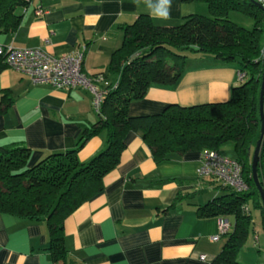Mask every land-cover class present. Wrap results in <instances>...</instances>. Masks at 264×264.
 Returning <instances> with one entry per match:
<instances>
[{"label":"crops","instance_id":"0c3cea01","mask_svg":"<svg viewBox=\"0 0 264 264\" xmlns=\"http://www.w3.org/2000/svg\"><path fill=\"white\" fill-rule=\"evenodd\" d=\"M158 9L166 10L167 17L158 15ZM202 9L183 0H168L166 5L161 0H31L20 11L18 30L1 36L0 46L43 48L55 56L83 51L84 73L107 75L111 56L123 43L124 28L139 16L171 27ZM193 58L197 63L187 60L177 86L151 87L144 99L130 104L128 114L157 115L172 105L228 102L232 90L241 86L240 65L203 55ZM4 93L12 102L0 113V147L25 146L31 150L30 167L74 150L83 130L99 120L93 95L82 88L33 86L28 77L7 68L0 73V102ZM105 138H91L79 151V161L87 163L102 151ZM126 145L119 166L103 180L104 191L66 219L65 264H211L226 238L211 240L218 235L219 217L199 216V207L221 195L213 182L198 178L203 152L156 163L141 136L129 134ZM234 155V145L227 143V159ZM260 222L253 223L237 257L241 264H264ZM49 245L46 222L0 214V264H54Z\"/></svg>","mask_w":264,"mask_h":264},{"label":"trees","instance_id":"16d2710c","mask_svg":"<svg viewBox=\"0 0 264 264\" xmlns=\"http://www.w3.org/2000/svg\"><path fill=\"white\" fill-rule=\"evenodd\" d=\"M31 0H0V37L15 33L23 21L20 11ZM151 1V0H138ZM204 4L208 15L193 14L178 26H158L147 15L124 28L121 47L110 60L106 76L109 86L96 124L85 128L76 148L53 154L30 167L31 150L21 144L0 147V214L30 222H46L48 251L54 264H65L64 223L82 205L104 191V178L120 164L127 136H141L153 160L161 163L191 152L216 151L234 145L235 158L248 186L245 192L217 186L220 196L199 207L200 217H232V231L225 237L221 253L211 264H241L237 257L253 226V205L264 212L260 193L252 178V159L261 134L260 96L264 74L261 45L264 10L251 0H183ZM232 13L255 22L246 30L230 20ZM188 53L209 56L222 63H238L247 80L232 90L226 103L184 108L168 106L162 113L130 116L131 103L144 99L151 87L177 86L186 69ZM7 69L0 57V73ZM12 100L4 93L0 113ZM105 134L102 151L89 162L78 153L93 137ZM257 173L264 190V141ZM169 210L165 211V213Z\"/></svg>","mask_w":264,"mask_h":264},{"label":"built area","instance_id":"2783aa9c","mask_svg":"<svg viewBox=\"0 0 264 264\" xmlns=\"http://www.w3.org/2000/svg\"><path fill=\"white\" fill-rule=\"evenodd\" d=\"M255 1L264 7V0ZM0 57H4L7 68L28 77L33 86H51L63 91L80 88L88 90L93 95L94 109L99 112L109 83L105 74L87 76L84 73L83 51L55 56L43 48L14 49L0 46ZM237 77L241 85L247 80L246 73L242 71H238ZM197 173L200 180H210L215 186L230 188L240 193L248 190L242 176L241 165L234 159L222 157L219 152L204 151ZM244 210L249 212V206H245ZM232 229L233 224L229 217H220L218 235L211 240L218 242ZM200 259L205 260V256H201Z\"/></svg>","mask_w":264,"mask_h":264},{"label":"rangeland","instance_id":"374dc122","mask_svg":"<svg viewBox=\"0 0 264 264\" xmlns=\"http://www.w3.org/2000/svg\"><path fill=\"white\" fill-rule=\"evenodd\" d=\"M201 6L204 9L200 10L199 14L208 15V9H207L206 5L201 4ZM230 20L233 23H235L236 25H238V26H240V27H242V28H244L246 30H249V31L253 30L254 27H255L254 20H252L248 16H245V15H242V14H239V13H232L230 15ZM263 29H264V22H263ZM261 45H262V48L264 49V30H263V33L261 34ZM187 56H188V59H190L189 60L190 65H194V64L197 63L196 61H194L193 57L194 56H198V54L188 53ZM219 154L222 157L227 158V143L220 147ZM233 157H235V155L232 156V158H230V159H233ZM251 215H252V218H253V223L255 222V220H258L259 222L262 220L261 212L259 210H256L253 207L252 204H251ZM258 216H260V218Z\"/></svg>","mask_w":264,"mask_h":264},{"label":"water","instance_id":"95a60500","mask_svg":"<svg viewBox=\"0 0 264 264\" xmlns=\"http://www.w3.org/2000/svg\"><path fill=\"white\" fill-rule=\"evenodd\" d=\"M254 3H256L261 9L264 10V7L258 4L255 0H251ZM260 116H261V134L260 138L256 144V148L253 154V159H252V178L254 180V183L260 193L261 201H262V206H263V212H264V190L259 184V178H258V173H257V167H258V162H259V157H260V152H261V147L262 143L264 141V74H263V79H262V86H261V96H260Z\"/></svg>","mask_w":264,"mask_h":264},{"label":"clouds","instance_id":"9594fccd","mask_svg":"<svg viewBox=\"0 0 264 264\" xmlns=\"http://www.w3.org/2000/svg\"><path fill=\"white\" fill-rule=\"evenodd\" d=\"M167 3H168V0H161V4H162V5H166ZM158 15H160V16L166 18L167 15H168V13H167L166 10L161 11V10L158 9Z\"/></svg>","mask_w":264,"mask_h":264}]
</instances>
